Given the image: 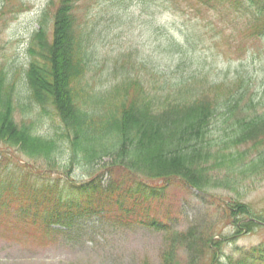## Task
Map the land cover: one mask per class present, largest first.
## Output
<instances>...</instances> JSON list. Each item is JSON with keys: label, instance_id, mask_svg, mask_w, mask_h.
I'll return each instance as SVG.
<instances>
[{"label": "trees", "instance_id": "1", "mask_svg": "<svg viewBox=\"0 0 264 264\" xmlns=\"http://www.w3.org/2000/svg\"><path fill=\"white\" fill-rule=\"evenodd\" d=\"M79 9L80 0H50L23 60L0 65V213L8 223L57 240L113 208L116 223L126 227L146 218L152 198L177 183L209 200L218 190L236 195L223 209L237 230L243 220L264 224V216L240 201L248 193L242 177L264 178V113L255 112L256 87L242 70L218 79L215 68H204L197 50L204 34L188 31V21L177 28L180 44L170 28L161 39L157 20L160 9L191 14L190 21L216 16L215 23L218 17L241 27L231 37L244 56V40L264 39V0H110L100 15L114 21L115 33L117 27L132 38L156 34L155 58L129 36L131 48L103 71L111 81L101 87L94 61L100 34ZM186 61L191 67L172 77ZM217 120L222 126L214 138ZM76 170L84 182L70 180ZM102 172L116 184L105 185ZM210 242L221 248L212 237L202 240L206 249ZM223 259L217 264H264V245Z\"/></svg>", "mask_w": 264, "mask_h": 264}, {"label": "rangeland", "instance_id": "2", "mask_svg": "<svg viewBox=\"0 0 264 264\" xmlns=\"http://www.w3.org/2000/svg\"><path fill=\"white\" fill-rule=\"evenodd\" d=\"M49 2L50 0H0V65L5 67L23 60V52L30 36L35 29H39L36 21ZM109 3L110 0H80L78 10L82 18L87 16L86 18L90 20L89 29L100 34L96 39L99 44L98 58L94 60L98 65L95 67L100 87L106 84V81H111L108 74L103 71L112 64L114 58L131 48L126 41L130 35H126L124 29L117 27L115 33L114 21L105 14L100 15ZM111 5L115 3L111 2ZM157 14L158 24L162 29L161 39L168 36L166 29L170 28L171 33H174L182 44L180 35L176 32L183 22L186 28L187 21L191 26L188 31L194 30L196 34L197 31L204 34L205 42L199 44L197 49L204 63L203 67L211 70L215 68L213 74L218 79L226 76L233 78L237 71L242 70L256 87L253 91L254 105L257 107L255 112L264 113V39L257 42H251V38L244 40L242 53L246 55L241 56L231 37L232 30L239 32L240 26L232 28L218 17L215 23L212 19L216 16L197 15L190 21L188 15L191 14H183L182 18L179 16L181 12L173 15L164 9H160ZM131 35L135 36V38L130 36L132 42L146 46L145 55L154 59L153 45L156 34L153 35V39H150L148 32L141 34L135 32ZM122 60L123 58L120 59V63ZM189 67L191 63L186 61L170 74L173 77ZM235 122L236 118L230 119V123ZM218 126H222L219 120L212 125L214 138L219 137L215 131ZM47 127L52 130L50 125ZM102 176L105 185L116 184L113 179L110 182L106 172H102ZM230 179L235 180L236 175ZM70 180L76 183L85 181L77 170ZM242 181L241 185L247 187L244 190L248 193L246 196L240 194L243 198L240 201L249 204L256 215L264 216V178L244 181L242 177ZM157 185L162 183L159 182ZM182 187L174 183L167 188L166 194L156 199L153 197V205L148 216L129 226L121 227L117 224L114 219L117 213L113 208H107L105 216H93L84 220L79 228L73 232L64 231L57 240L40 237L37 232L24 231L23 227H13L8 223L9 218L4 212L0 213V264H217L224 262L223 256L237 258L242 251L264 245V225H256L252 230L248 228L237 230L225 217L223 209L225 202L230 198L238 199L236 195L230 196L227 192L218 190L210 194L216 200L211 198L209 200L197 191ZM149 202H142L143 212L144 205L146 204L147 209ZM6 213L12 216L10 212ZM141 221L148 225L143 227ZM154 222L157 227L149 225ZM209 237L214 238L216 244H221V248L218 249L210 242L206 249L202 240ZM211 248L215 252H211Z\"/></svg>", "mask_w": 264, "mask_h": 264}, {"label": "water", "instance_id": "3", "mask_svg": "<svg viewBox=\"0 0 264 264\" xmlns=\"http://www.w3.org/2000/svg\"><path fill=\"white\" fill-rule=\"evenodd\" d=\"M248 221V220H247Z\"/></svg>", "mask_w": 264, "mask_h": 264}]
</instances>
